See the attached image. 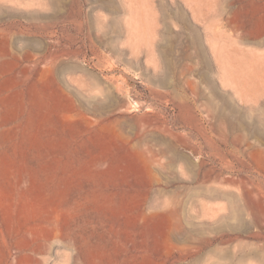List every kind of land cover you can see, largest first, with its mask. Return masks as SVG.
I'll return each mask as SVG.
<instances>
[{
  "label": "rangeland",
  "instance_id": "rangeland-1",
  "mask_svg": "<svg viewBox=\"0 0 264 264\" xmlns=\"http://www.w3.org/2000/svg\"><path fill=\"white\" fill-rule=\"evenodd\" d=\"M0 264H264V0H0Z\"/></svg>",
  "mask_w": 264,
  "mask_h": 264
},
{
  "label": "bare ground",
  "instance_id": "bare-ground-1",
  "mask_svg": "<svg viewBox=\"0 0 264 264\" xmlns=\"http://www.w3.org/2000/svg\"><path fill=\"white\" fill-rule=\"evenodd\" d=\"M174 215V214H173Z\"/></svg>",
  "mask_w": 264,
  "mask_h": 264
}]
</instances>
